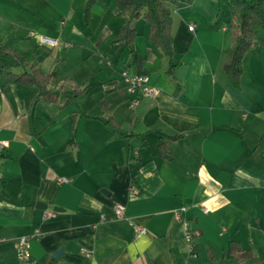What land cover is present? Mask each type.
<instances>
[{"label": "crops", "instance_id": "0c3cea01", "mask_svg": "<svg viewBox=\"0 0 264 264\" xmlns=\"http://www.w3.org/2000/svg\"><path fill=\"white\" fill-rule=\"evenodd\" d=\"M86 2L0 0V46L26 58H0V264H22V236L30 264H248L230 241L264 264V49L244 54L234 87L223 70L231 4L193 0L171 8L168 74L143 18L97 0L86 22ZM123 24L137 34L130 47ZM7 64L54 70L58 101H34L41 90L7 81ZM122 71L148 75L157 93L132 105ZM73 87L85 92L64 105Z\"/></svg>", "mask_w": 264, "mask_h": 264}, {"label": "trees", "instance_id": "16d2710c", "mask_svg": "<svg viewBox=\"0 0 264 264\" xmlns=\"http://www.w3.org/2000/svg\"><path fill=\"white\" fill-rule=\"evenodd\" d=\"M97 0H87L84 10L85 20L89 21L90 11ZM193 0H115V4L124 16L130 19L143 18L148 26V40L160 51L162 56L170 60L168 74H171L173 65V50L171 48V8L187 6ZM231 4L230 29V47L226 51L223 70L234 87H239L240 77L243 73L242 59L244 54L260 46L264 49V0H229ZM118 40L123 47H130L137 36L136 31L123 24L118 28ZM0 58L9 59L13 65L23 67L26 58L23 54L11 48L0 46ZM11 64L3 65L7 70V81H13L26 86H36L41 90V94H35L32 99L37 100L40 97L46 102H56L59 98V91L48 90L49 84L53 83L57 77L53 70L43 73L40 69L32 71H23L16 74L11 71ZM85 89L73 87L71 92L64 93L66 100L64 105L82 95ZM106 125L112 129H118L119 125L113 119L106 120ZM179 136L169 137L177 139ZM163 140L160 146L165 145ZM166 157V155L164 154ZM228 254L234 256L239 261H247L253 264L252 256L249 250L241 247L236 241H230L227 249Z\"/></svg>", "mask_w": 264, "mask_h": 264}, {"label": "built area", "instance_id": "2783aa9c", "mask_svg": "<svg viewBox=\"0 0 264 264\" xmlns=\"http://www.w3.org/2000/svg\"><path fill=\"white\" fill-rule=\"evenodd\" d=\"M189 30L192 31L194 29V25L191 24L188 26ZM43 43H48L54 45L56 43L55 40L50 38H42ZM121 79L124 82V87L126 90L135 95L137 98L134 99L132 105H137L139 103V97H146V96H154L157 93V89L152 87L149 84V77L146 74H130L127 71H122L120 73ZM9 146V142L6 140H0V154L4 152ZM130 190L133 191V187H130ZM207 211V210H205ZM114 212L117 217L124 216V205L117 203L114 206ZM51 215V214H49ZM136 236H140L146 232V229L143 226L135 225L134 226ZM192 233H186V239L191 240ZM1 241V240H0ZM30 238L22 236L19 237L15 244L16 249V257L20 259L22 264H30V248H29Z\"/></svg>", "mask_w": 264, "mask_h": 264}, {"label": "water", "instance_id": "95a60500", "mask_svg": "<svg viewBox=\"0 0 264 264\" xmlns=\"http://www.w3.org/2000/svg\"><path fill=\"white\" fill-rule=\"evenodd\" d=\"M37 207L45 208V205H43V204H41L40 202H38V203H37ZM54 210H55V211H58V209H57L56 207L54 208ZM61 251H62L61 249L58 250V251H56V252L54 253V256H57L59 253H61Z\"/></svg>", "mask_w": 264, "mask_h": 264}]
</instances>
